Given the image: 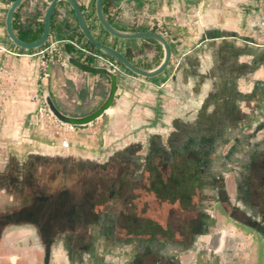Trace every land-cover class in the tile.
<instances>
[{
    "label": "crops",
    "instance_id": "obj_1",
    "mask_svg": "<svg viewBox=\"0 0 264 264\" xmlns=\"http://www.w3.org/2000/svg\"><path fill=\"white\" fill-rule=\"evenodd\" d=\"M77 1L88 7L92 0ZM134 1L118 0L111 20L122 31L162 33L171 45L170 64L154 79L121 66L110 111L62 149L35 134L39 97L49 96L67 117L84 118L103 106L111 80L68 60L49 63L40 79L33 56L38 49L10 40L12 0H0L2 162L13 160L21 177L26 165L42 166L38 172L45 177L47 161L65 153L85 167H126L133 184L124 189L127 220L140 235L131 228L133 234L121 240L118 215H110L115 228L109 258L126 253L132 264L150 253L177 264H264V1L157 0L151 22L130 24L125 19L145 10ZM50 2L24 0L13 16L16 35L28 28L36 33ZM55 10L42 48L54 43L66 59L82 63L83 56L67 54L79 35L70 6ZM90 23L98 41L129 52L135 64L151 70L161 63L163 49L157 64L161 51L147 40H120ZM95 236L101 245L107 242Z\"/></svg>",
    "mask_w": 264,
    "mask_h": 264
},
{
    "label": "rangeland",
    "instance_id": "obj_2",
    "mask_svg": "<svg viewBox=\"0 0 264 264\" xmlns=\"http://www.w3.org/2000/svg\"><path fill=\"white\" fill-rule=\"evenodd\" d=\"M155 1L157 0H143V3L140 0L134 1L137 7L145 5V10L143 13L132 15L131 18L135 20H131L129 17L125 21L130 24L133 22L137 24L138 20L144 23L151 22L155 10L151 5ZM113 24L115 27H119L114 22ZM74 52L78 59L82 58L83 53L80 50L76 49ZM88 62L91 65L97 63L94 59H90ZM103 163V165H107L105 162ZM7 165V163L1 164V171L4 175L8 172ZM52 166L47 165L45 177L42 175V170L38 172V169L42 168L40 165L36 168L32 166L34 175L32 181L25 178L24 175L21 177L22 184L23 181H27L32 185L30 190L34 194L32 198L34 204L25 211L19 210L21 209L19 208V211L14 212L13 203L18 200L17 198L12 199L9 188L11 185H5L0 193V264H41V255L37 251L40 242L47 241L48 248L55 242L64 245L67 243L66 237L69 235L73 238L69 245L75 251L76 256L70 261L71 253L67 249L66 253H51L48 264H129V257L126 253V255L122 253L121 257L116 259L109 258L111 254L107 253L109 247H104L98 241L93 244L89 237L90 225L93 224L94 230L97 232L101 227L98 228L95 224L99 217L100 221L106 222L113 213H116L119 218L116 229L117 236L121 240L129 238L133 233L140 235L137 225L133 228L130 227L124 205V189L133 185L126 172L128 169L119 164L105 171L85 167L86 171L81 173L82 178L76 180L77 177L72 175L71 170H64L65 168L59 163ZM25 169L31 170V166L26 165ZM9 174L11 175L12 172ZM114 176H116V181ZM100 181L104 186L108 185V190L104 189L105 192L103 191L104 197H102ZM113 191L115 194H111ZM100 196L105 201L98 202ZM22 198L25 201L28 197L21 194L20 199L22 200ZM131 228L133 233H131ZM34 233L39 234L36 239H40V242L33 243L36 247L33 246L29 252L18 253L6 247V241L9 238L17 239L18 235L22 237ZM102 244L108 246L107 242ZM90 251L93 253L89 254ZM132 264H168V262L150 253H143Z\"/></svg>",
    "mask_w": 264,
    "mask_h": 264
},
{
    "label": "water",
    "instance_id": "obj_3",
    "mask_svg": "<svg viewBox=\"0 0 264 264\" xmlns=\"http://www.w3.org/2000/svg\"><path fill=\"white\" fill-rule=\"evenodd\" d=\"M103 0H96L95 2V9H96V17L98 19L99 24L101 27L112 37L120 39V40H152L160 44L163 49V59L161 63L154 69L145 70L136 67L132 64L121 52L117 51L114 48H111L100 41L94 36L93 32L91 31L86 18L82 12V9L79 5L77 0H52L47 8V11L44 16V31L41 37L31 43H26L21 41L18 36L16 35L13 29V16L18 9V7L24 2V0H15L12 2L7 18H6V31L7 35L9 36L10 40L19 48L24 50H36L42 48L46 42L48 41L50 35V28H51V21L52 16L55 8L58 6L60 2L67 3L71 10L74 13L76 18L78 27L86 40L94 46L96 51L100 54L107 56L115 61L119 62L125 69L130 71L131 73L140 76L146 79H154L160 75H162L166 69L168 68L171 58H172V49L170 43L163 37L160 33L157 32H127L122 31L115 26H113L106 18L104 11H103ZM69 63H71L76 68L94 75H106L111 80V88L103 106L93 113L90 116L84 118H71L63 115L60 111L56 109L53 105L49 96H45L47 105L49 107L50 112L62 123L64 124H71L76 126H87L88 124L93 123L94 121L98 120L102 117L105 113L109 112L116 96L117 88H118V81L116 75L110 73L107 69L101 67H92L86 64H83L72 57H67ZM224 232H221L218 237L223 239ZM216 237V238H218Z\"/></svg>",
    "mask_w": 264,
    "mask_h": 264
},
{
    "label": "flooded vegetation",
    "instance_id": "obj_4",
    "mask_svg": "<svg viewBox=\"0 0 264 264\" xmlns=\"http://www.w3.org/2000/svg\"><path fill=\"white\" fill-rule=\"evenodd\" d=\"M2 150L0 148V193L3 191V189L5 188V185L7 186L8 184L11 185V187L9 186V188L11 189L10 193L12 194V199L14 200L15 198H17L18 202H14L13 206L14 207V212L19 211V210H26L27 208H30L33 204H34V199L33 196L34 194H32L30 188H32V185H30L27 181H23V184L21 183L20 179L21 176L19 175V170L17 165H14L13 160L8 162V172L7 174H3V171H1V164L2 162ZM61 161V162H59ZM57 163H59L60 165H62L65 169L64 170H71L70 172H72V175L76 176L77 179L79 180V178H82V174L84 171H86L85 166H83L81 163L77 162L75 160V158H72L69 156V154H63V155H57L55 158H53L52 161H47V165L49 166H55ZM31 166V165H30ZM52 166V167H53ZM123 166V165H122ZM29 167V165H28ZM34 167V166H33ZM110 167H112L111 165H103V164H99V165H95L92 166V169H100L102 171H105L106 169H110ZM87 168H91V167H87ZM32 166H31V170H24V177L28 178L29 180H33L34 175L32 173ZM12 172V174L10 175L9 173ZM82 173V174H81ZM68 177V175H67ZM31 178V179H30ZM8 188V189H9ZM23 194L24 196H27L28 198L24 201L22 198V200L20 199V195ZM114 194V191L111 193ZM46 202V201H45ZM44 203V202H43ZM21 208V209H19ZM19 209V210H18ZM95 224H97L98 228L99 226H101L103 229H100L96 232L94 229V225H90V239L92 238V243L95 242V240H93V237H96L95 235H102V237L107 240L108 246H105V244H103L104 247H109V249L113 248V244L111 242L112 240V231L115 228L114 222H113V218H109L107 219V221L103 222H99L97 221ZM101 230V231H100ZM36 236L39 237V234H28L25 236L20 237L18 235L17 239H8L7 245L6 247L8 249H12V251L14 252H29L30 249H33V246H35V242H40V239H36ZM73 239V238H72ZM45 240V239H44ZM47 240V239H46ZM72 240H67L66 244H60L59 242H55L54 245L50 246L48 248L47 246V241H43L40 242V246L37 247V251L38 253H40L41 255V264H48L51 253H66V251L68 250L71 253V259L70 261H72V258L75 257V251L72 250V247L69 245V243H71ZM106 243V241L104 242ZM94 244V243H93ZM63 245V246H62ZM36 247V246H35ZM67 249V250H66ZM93 252L90 251L89 254H92ZM114 253H112L111 255H113ZM119 254V253H118ZM110 255V256H111ZM116 259V257L114 258ZM175 262V261H174ZM173 261H168V264H177V262L174 263ZM94 264V263H91Z\"/></svg>",
    "mask_w": 264,
    "mask_h": 264
},
{
    "label": "built area",
    "instance_id": "obj_5",
    "mask_svg": "<svg viewBox=\"0 0 264 264\" xmlns=\"http://www.w3.org/2000/svg\"><path fill=\"white\" fill-rule=\"evenodd\" d=\"M264 1V0H257ZM264 29V22L260 24ZM162 36L163 34L160 33ZM75 47L80 50L85 56L90 55L99 63V67L107 69L110 73L117 75L120 72L121 66L117 61L100 54L98 51L88 52L82 49L79 45ZM33 56L39 59L40 79L46 76L45 72L49 63L57 61L62 65L67 61L64 55L56 48V45L50 44L47 47L40 48ZM89 124L87 126H91ZM86 126H76L64 124L60 122L49 110L45 96L39 97L38 107L36 109V124L35 134L42 140L51 144L58 145L62 149H69L72 144L73 135L77 134L81 128Z\"/></svg>",
    "mask_w": 264,
    "mask_h": 264
},
{
    "label": "trees",
    "instance_id": "obj_6",
    "mask_svg": "<svg viewBox=\"0 0 264 264\" xmlns=\"http://www.w3.org/2000/svg\"><path fill=\"white\" fill-rule=\"evenodd\" d=\"M13 1H15V0H12V2H13ZM50 1H52V0H50ZM95 2H96V0H92V1L89 3L88 7L84 6L82 3H79V5H80V7H81V9H82V12H83V14H84V16H85V18H86V21H87V23H88V25H89L91 31H93V26L91 25L90 20H93L98 26L101 27V25L99 24L98 19H97V17H96ZM117 2H118V0H103V1H102L104 14H105L107 20H108L112 25H113V21L111 20L110 12H111V10L116 6ZM59 4H60V5H67V3H65V2H60ZM71 13H72V15L74 16V13H73L72 10H71ZM55 15H56V10H54V12H53L52 21H53ZM74 18H75V16H74ZM75 20H76V18H75ZM113 26H114V25H113ZM77 28H78V34H79V35H78V39H76V41H75V44H76V45H79L82 49H84V50H86V51H88V52H94V51H96V49L94 48V46H93L92 44H90V43L86 40V38L84 37V35H83L82 32L80 31L78 25H77ZM101 28H102V27H101ZM102 29H103V28H102ZM43 31H44V23L42 22L41 25H40V29H39L36 33L31 34V30L28 28V29L25 30L26 34H25V35L18 34V38H19L21 41L26 42V43L35 42V41H37V40L40 38V36L42 35ZM103 31H105V30L103 29ZM132 31H136V30L133 29ZM144 31H147V30H144ZM105 32H106V31H105ZM151 32H155V29L151 30ZM146 42L155 45V46L161 51V56H160V58H158L157 64L160 63L161 58H162V47L160 46V44H158L157 42L152 41V40H147ZM45 46H46V44H45ZM76 49H77V48L75 47V45L70 44L69 47L67 48V54H68V55H72V53H74V51H76ZM84 56H85V55L83 54V57H84ZM124 56H125V57H126V58H127L132 64H134V65H135L136 67H138V68H141V69H147V70L151 68L150 65H137V64H135V63L133 62V60L131 59V57H130V53H129V52L125 53ZM108 58H109V57H108ZM90 59H94V60H96L95 58L91 57L90 55H87V56L84 58V60H83L82 63H83V64H86V65H89V66H92V67H95L94 65H91V64L88 62V60H90ZM117 63H118V65L122 66L119 62H117ZM98 67H99V66H98ZM122 67H123V66H122ZM122 180H123V179H122ZM102 181H103V180H102ZM100 182H101V181H100ZM99 185H100V187H101V189H102V197H104V195H105V193H104V192H105L104 189H107V190H108V185L106 184V185L104 186V185L102 184V182H101ZM111 186H112V185H111ZM103 191H104V192H103ZM103 194H104V195H103ZM102 197L100 196V199L98 200V202L101 203V202L105 201V199H103ZM73 210H74V209H73ZM151 229H154V227H153V228L151 227Z\"/></svg>",
    "mask_w": 264,
    "mask_h": 264
}]
</instances>
